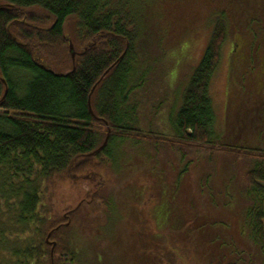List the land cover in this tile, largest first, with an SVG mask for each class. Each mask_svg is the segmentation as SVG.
<instances>
[{"label": "trees", "instance_id": "trees-1", "mask_svg": "<svg viewBox=\"0 0 264 264\" xmlns=\"http://www.w3.org/2000/svg\"><path fill=\"white\" fill-rule=\"evenodd\" d=\"M202 18L210 37L170 115L171 136L145 129L155 117H141L136 95L162 70L153 43L174 24L191 23L193 30ZM227 34L232 70L241 58L246 84L231 91L218 134L209 87ZM263 75L264 0H0V264H74L68 222L74 210L54 212L56 189L66 180L87 185L75 210L95 203L105 225L111 204L93 197L103 185L100 172L113 173L127 143L173 151L179 167L174 176L169 163L137 169L159 182L152 185H160L155 203L163 210L159 219L143 207L135 215L125 211L134 223H127L134 242L126 248L134 257L124 264H264ZM235 127L241 132L233 135ZM190 150L219 152L235 166L252 167L236 171L237 186L208 172L195 182L185 162ZM125 186L142 188L132 181ZM190 186L206 200L190 195ZM117 232L105 238L122 247L127 239ZM47 236L56 243L52 256Z\"/></svg>", "mask_w": 264, "mask_h": 264}, {"label": "rangeland", "instance_id": "rangeland-1", "mask_svg": "<svg viewBox=\"0 0 264 264\" xmlns=\"http://www.w3.org/2000/svg\"><path fill=\"white\" fill-rule=\"evenodd\" d=\"M175 15L177 22H179L181 15L177 13ZM204 21L205 18H202L196 26H193V30H191V23H188L187 26L181 25V22L179 24L176 23L170 29L173 30L165 38L163 36L161 37L162 39L164 38L163 40L153 43V53H156V51L159 53L155 54L157 55L155 58L159 57V67L162 70L156 75L154 74L155 77L153 73L150 74L149 79H147L143 88L136 95L137 98L143 100V104L140 107V114H143L141 117L146 116L147 119L155 117L154 121L156 123L149 126L148 120L145 123V129L154 128L153 130L155 131H161L171 136L172 133L168 131L171 125L170 115L175 112L176 106L178 107L182 89L188 80L192 68L197 65L201 58L210 37L211 26H205L206 21ZM168 40L169 44L167 43ZM232 50V38L231 35L227 34L221 47L219 63L211 78L209 87V94L215 113L214 129L218 134L223 133L225 130L226 109L231 91H236L239 86L246 84V81L243 79V75H245V64L241 61V58L237 57L234 60V69L232 70ZM252 75H257V72H253ZM258 77H260V72H258ZM263 81L264 75L261 77L260 82ZM233 97L235 100V96ZM238 126L239 128L242 126L241 121L238 122ZM233 131V135L241 132L238 131V127H235ZM240 144L243 143L240 141ZM256 144L260 146L259 142ZM136 146L130 143L123 145L122 150L126 152V158L123 156L124 158L122 159V157L120 158L116 155L117 165L113 173L108 168L100 172L102 173L101 180L103 181V185L98 189L97 194L93 198L94 200H102L103 198V200H107L111 204L109 211L105 213V219L107 220L105 225L102 226L101 221L103 217L100 218L98 215L100 214V210L96 208L95 203L92 207H83L82 209L75 210L78 208L80 199L84 198V193L88 189L87 185L66 180L60 183L56 189V195L52 200L54 212L62 214L66 208V210H74L68 219V222H71V231L69 232L74 237L73 251L76 253L74 264H124L123 261L125 259L128 263L131 262L128 258L133 255L126 248H128V244L133 245L134 241L132 238L131 240L128 239L127 232L134 231V229L127 223H134L132 219L126 221L124 216L125 211L129 210L130 212H134L135 215L140 210V207H143L145 211L149 210L153 212L157 216V219H159L157 214H160L163 209L160 207V203H155V200L161 199L162 194L158 187L159 184L152 185V183L159 182L149 178L147 173H140L137 169L151 168L156 171L161 169L158 162H161L164 166H166V163H169L171 166L168 167V173L171 176L174 174L172 171L179 167V162H177L176 155L173 151L159 147L158 152L155 153L152 148ZM141 148L143 149L142 151L139 150ZM150 152L152 154L155 153L154 158H151L154 161L146 158ZM134 153L138 157L133 158L129 156V154L133 155ZM123 161L127 163L124 164ZM185 162L190 164L188 167L189 175L196 177L195 182L208 172L211 173L213 179L214 177L219 178L216 182L221 184L222 177H225L226 183L231 182L230 184L233 186H237L238 183L232 179L236 171L242 172V170L252 167V162L246 165L244 161H241L235 166L225 155L219 152L211 155L210 153H199L190 150L185 157ZM128 169L130 170L129 174H133L131 180L128 181L134 182V186L136 187L142 186L141 189H138V193H136L137 189L131 188V186H125V183L128 181H125L123 177L124 173L129 171ZM121 180H124V182ZM190 182L189 184L191 185ZM212 184L214 183L210 180L208 188H212ZM189 190L190 195H196L197 193L200 199L204 198V201L206 200L205 195L200 193L198 187L196 189L195 186L192 188L190 186ZM148 203L152 205L150 204L147 207L149 205ZM205 204L202 205L206 207ZM208 211L212 212V207ZM117 231L124 233L123 236L127 239V243L124 242L125 245L122 247L115 246V242L111 243L109 242L110 240L105 238H115L116 233L118 234ZM108 245H114V248H110L109 250L107 248Z\"/></svg>", "mask_w": 264, "mask_h": 264}, {"label": "water", "instance_id": "water-1", "mask_svg": "<svg viewBox=\"0 0 264 264\" xmlns=\"http://www.w3.org/2000/svg\"><path fill=\"white\" fill-rule=\"evenodd\" d=\"M69 49H70V51H71V58H72V61H73V60H74V56H75V52L73 51V46H72L71 43L69 44ZM107 71H108V70H106L105 73H106ZM94 87H95V86H94ZM94 87L92 88V91L94 90ZM89 110H90V112H91V114H92V109H91V107H90V104H89ZM108 135H109V131H108V134H107V136H106V138H105V140H104L103 145L107 142V137H108ZM258 183H259L261 186L264 187V181L260 180V181H258ZM46 242H49V240H48V236H47V238H46ZM54 246H55V242H52V246H51V250H50V254H51V256H52V254H53Z\"/></svg>", "mask_w": 264, "mask_h": 264}, {"label": "flooded vegetation", "instance_id": "flooded-vegetation-1", "mask_svg": "<svg viewBox=\"0 0 264 264\" xmlns=\"http://www.w3.org/2000/svg\"><path fill=\"white\" fill-rule=\"evenodd\" d=\"M259 184V183H258ZM264 195V194H263ZM264 197V196H263ZM264 205V204H263ZM263 211H264V209H263ZM263 223H264V219H263ZM263 233H264V225H263ZM49 242H55V241H52V240H50ZM48 243V242H47ZM260 244V243H259ZM55 245H56V243H55ZM261 246H262V244H260L259 245V249L257 250V252L260 254V252H259V250H261ZM55 247V246H54ZM264 251V249H262V252ZM256 257H258V262L260 261V260H262L261 258L262 257H260V256H256ZM53 264V263H52ZM241 264H243L242 262H241Z\"/></svg>", "mask_w": 264, "mask_h": 264}]
</instances>
